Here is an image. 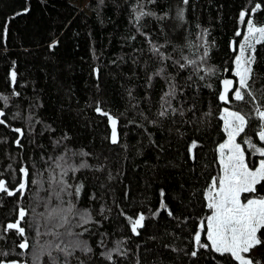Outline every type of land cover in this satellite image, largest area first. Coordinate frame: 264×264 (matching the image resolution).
Wrapping results in <instances>:
<instances>
[{"label":"trees","instance_id":"16d2710c","mask_svg":"<svg viewBox=\"0 0 264 264\" xmlns=\"http://www.w3.org/2000/svg\"><path fill=\"white\" fill-rule=\"evenodd\" d=\"M72 1L0 0V179L14 190L25 168L29 181L39 172L48 188L49 176L60 179L61 156L77 168L86 163L64 177L72 191L83 186L78 197L64 199L92 222L75 226L80 217L74 216L71 231L81 235L37 238L30 212L22 223L30 247L22 250L23 238L4 226L34 203L37 185L29 183L22 197L0 193V264H54L52 257L55 264H236L210 247L197 249L193 235L209 214L204 196L219 173L222 108L250 118L237 138L250 165L260 156L243 143L245 134L264 146L255 112L257 106L264 110V41L255 45V99L219 100L222 81L236 80L246 25L240 13L264 27V0H87L84 10ZM256 4L260 9L252 11ZM140 13L146 15L137 20ZM205 47L208 57L201 60ZM207 68L214 72L206 74ZM170 85L174 96L165 103ZM98 107L117 119L118 143L111 142L110 121ZM162 199L167 207L160 210ZM139 214L144 227L135 235L128 218ZM72 239L86 241L92 251L47 254L48 243L62 241L63 247ZM248 256L264 264V243Z\"/></svg>","mask_w":264,"mask_h":264},{"label":"snow or ice","instance_id":"6c2138e0","mask_svg":"<svg viewBox=\"0 0 264 264\" xmlns=\"http://www.w3.org/2000/svg\"><path fill=\"white\" fill-rule=\"evenodd\" d=\"M184 2L187 3V0H184ZM260 7V4H256L252 11H256ZM27 11L28 9L25 8L22 13L18 14H24ZM143 15H146V13H140L137 16V20ZM245 17L246 13L242 11L240 13V21L247 24V34L243 36L244 42L239 45V54L235 60L236 69L234 75L237 79L235 81L224 79L222 81V91L219 92V100L224 104L232 103L233 99L248 103L245 99L246 96L252 97L253 100L255 99L250 81L253 80V65L256 63V56L254 55L256 51L255 45L264 41V27H257L252 20L245 21ZM6 31L7 29H5ZM236 35L241 36V33L238 31ZM55 46V43L51 45L53 48ZM207 57L208 51L207 47H205L201 60H205ZM189 63L193 64L196 62L189 61ZM202 70L206 74L214 72L212 68ZM161 72H163V69H161ZM200 78L203 79L204 77L201 76ZM11 79L14 83L16 80L15 71L11 72ZM170 88H172V91L165 93V103H168V97L174 96V86L170 85ZM4 99L6 101L7 98L4 97ZM97 112L105 115L110 121L111 142L113 144L118 143L117 119L108 113L102 112L99 107ZM255 112L258 120L261 121L259 141L264 144V110L257 106ZM166 113L167 109L162 111L160 115L164 116ZM4 115L5 113L0 111V117ZM220 119L224 121V131L227 135V140L219 145L221 174L212 178L205 193L206 208L210 214L199 221L198 230L195 231L193 240L197 249L210 246L212 251L222 256H230L236 264H254L253 259L248 254L258 245L264 243V231H262L264 230V195L258 194L260 189L264 188V146L257 147L245 134L243 143L262 157L257 167H251L246 158L245 149L240 142H237V138L245 133L246 127L251 122L248 114H242V110L230 111L228 108H224ZM4 123L5 121L0 119V124ZM13 131L23 136L21 129L16 128ZM16 144L19 146L20 141L17 140ZM84 155H87V153ZM87 166L86 163H81L79 168ZM57 167L62 169L60 179H57L54 175L49 176L47 181L48 188L44 187L46 182L40 178L41 174L39 172L37 173V179L29 181V172L25 168L20 169L25 179L14 190L9 189L6 182L0 179V193H6L9 197L15 196L17 193H20L22 197L28 189L29 183L37 185V190L32 194L34 203L27 208L20 207L18 219L4 226L5 232L14 231L23 238L22 242L18 244V247L22 250H27L30 247L26 228L22 226L30 212L34 215L37 238L41 235H52L56 240H60L62 236L73 237L81 235L71 231V218L74 216L80 217L78 224L75 226H83V224L92 222L87 213L78 212L71 201L64 199L65 196L78 197L81 192L82 185L76 186L75 190L72 191V185L64 179L69 171L75 172L79 168L69 164L64 156H61L57 161ZM53 171L55 170L53 169ZM41 192H46L47 195L42 196ZM245 194H250L254 198H249ZM163 196L164 193L161 191V197ZM53 199L57 201L54 207L51 206ZM65 205L67 206L65 207ZM166 207L162 199L160 208L165 209ZM38 208H43L44 210L37 212ZM168 214L172 215L171 211ZM41 220H43V224ZM128 220L131 232L139 235L138 229L144 227L145 216L139 214L138 218L129 217ZM42 227L48 230L42 232ZM60 228H65L66 231L61 233L59 231ZM202 234L206 236L207 243H202ZM61 243H56L55 241L48 243L47 254L51 257L52 250L63 252L65 256L71 255L75 249L85 252L92 251L86 241L79 239H72L63 247H61ZM44 250L42 248V251ZM196 254V251L191 253L192 256H196ZM52 259L55 264L56 258L52 257ZM107 259L111 260L110 253L107 255ZM65 264H67V261H65Z\"/></svg>","mask_w":264,"mask_h":264},{"label":"rangeland","instance_id":"374dc122","mask_svg":"<svg viewBox=\"0 0 264 264\" xmlns=\"http://www.w3.org/2000/svg\"><path fill=\"white\" fill-rule=\"evenodd\" d=\"M86 2H87V0H73L72 2H71V4L73 5V6H75L76 8H79V9H81V10H84L85 9V5H86ZM245 28H244V33L242 34V36H241V41H240V43H239V45L240 44H242L244 41H243V36L244 35H246L247 34V24L244 26ZM239 45H238V47H237V54H236V57L238 56V54H239ZM236 57H235V60H236ZM235 69H236V64H235V61H234V73H235ZM237 79V78H236ZM225 107H223L222 108V111H221V115L223 114V109H224ZM231 111V110H230ZM110 126H111V124H110ZM222 127H223V131H224V121L222 120ZM224 133H225V131H224ZM227 140V135H226V133H225V139H224V141L223 142H221L220 144H222V143H224L225 141ZM238 142V141H237ZM219 144V145H220ZM257 154V153H256ZM217 155H218V163H219V159H220V155H219V146H218V148H217ZM258 155V154H257ZM260 159H262V157H260V158H258V159H256V164L255 165H250L251 167H257L258 166V163H259V160ZM248 162H252V160H250V161H248ZM250 164V163H249ZM221 174V169H220V164H219V173H218V175L216 176V177H218L219 175ZM211 183V182H210ZM210 185V184H209ZM207 189H208V187H207ZM210 214V213H209ZM208 214V215H209ZM206 217V216H205ZM204 217V218H205ZM202 243H207V240H206V236H204L203 234H202ZM196 246V245H195ZM197 247V246H196ZM210 247V246H209ZM1 264H13V262H10V263H1ZM15 264H20V263H18V262H15Z\"/></svg>","mask_w":264,"mask_h":264},{"label":"water","instance_id":"95a60500","mask_svg":"<svg viewBox=\"0 0 264 264\" xmlns=\"http://www.w3.org/2000/svg\"><path fill=\"white\" fill-rule=\"evenodd\" d=\"M160 210H161V208H160Z\"/></svg>","mask_w":264,"mask_h":264}]
</instances>
